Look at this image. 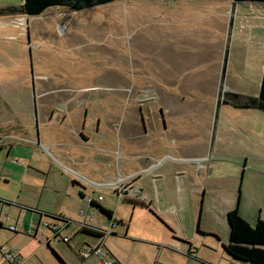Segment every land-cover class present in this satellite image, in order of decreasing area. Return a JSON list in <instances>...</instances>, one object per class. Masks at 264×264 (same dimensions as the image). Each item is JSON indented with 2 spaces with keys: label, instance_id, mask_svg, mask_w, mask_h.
Wrapping results in <instances>:
<instances>
[{
  "label": "rangeland",
  "instance_id": "1",
  "mask_svg": "<svg viewBox=\"0 0 264 264\" xmlns=\"http://www.w3.org/2000/svg\"><path fill=\"white\" fill-rule=\"evenodd\" d=\"M21 3L0 0V6ZM250 13L244 3L233 10L232 0H117L80 11L54 6L33 16H0V201L11 204H0L1 237L9 234L6 226L20 227L22 214L27 223L38 219L31 209L39 197L18 187L20 173L27 172L26 183L40 174L31 167L32 153L66 185L59 163L98 182L135 176L146 194L136 200H150V210L132 208L110 187L87 191L108 199L124 222L114 221L116 232L105 239L110 259L205 264L209 244L228 235L216 217L222 199L234 192L238 200L257 181L264 184L258 178L264 113L218 103L224 91H259L264 54L256 34L244 30ZM63 114L72 121L60 123ZM10 144L16 149L8 151ZM53 197L40 203L56 214ZM97 210L94 217L107 219ZM42 218L39 231L47 232L42 222L51 219ZM74 221L62 234H71ZM15 235L20 246L32 240L21 230ZM82 240L93 242L78 232L70 243L76 248ZM52 245L70 264L80 262L58 238ZM50 248L51 259L57 251ZM1 257L0 264H9Z\"/></svg>",
  "mask_w": 264,
  "mask_h": 264
},
{
  "label": "crops",
  "instance_id": "2",
  "mask_svg": "<svg viewBox=\"0 0 264 264\" xmlns=\"http://www.w3.org/2000/svg\"><path fill=\"white\" fill-rule=\"evenodd\" d=\"M244 4H247V7L251 8V13H250L251 20L247 21V25L244 27V30H247L250 36L251 34L253 35V32L256 34V36L259 38V42L257 43L256 47L258 48V50L263 51V54H264V4H259V3L258 4L244 3ZM232 7L234 10L235 5H233V0H232ZM93 8L94 7L89 8V9H93ZM232 22H233V17H232ZM71 118L72 116H70L69 114H63L61 116L60 123H64L65 121H68V122L72 121ZM48 119H52V117ZM8 147H9L8 151L11 149H16V146H13L12 144H10ZM44 150L45 152H48L47 151L48 146H44ZM28 157H32L31 163L33 162V164L31 167L43 175L41 176L39 174V176L36 177V179L34 178V180H31L29 183L28 182L26 183L24 182V180L27 175V172L25 173L22 172L20 173L18 187L20 191H22L24 188V184H25L26 192L31 193L33 196L39 197L34 207L31 206L33 207L31 209L32 210L31 212L38 215V219L35 217H32V219L27 223L25 221V215L22 214V217L24 218V220L22 218V222L20 223L21 225L19 228L17 227V224L15 225V228H16L15 232L9 231L8 229L12 225H8L6 226L7 228L5 229L9 231V234L5 235L4 237H1L0 235V247L4 246L9 249H12L17 254L18 264H47L48 261L50 260H51L50 264H70L69 259L67 258L65 252L63 250L62 251L58 250L52 245V241L58 238L62 242L66 243L71 250L73 249L75 256H77L80 260V262H78L77 264H103L105 259H110L109 255L111 254L109 251H108L109 253L107 257L90 255L82 259L80 255L81 250L83 248L88 247V246L97 245L99 242V237L101 236V234H99V236H92V235L83 233L81 232V229L83 227H89L91 229H94V228L106 229L110 226L111 221L113 222L121 221V224H124L123 220L121 219L117 220L115 210H113L111 206L108 204V199H105V197L103 198L100 194H97L96 197L91 196V194H89V192L87 191L89 189H90L89 190L90 193H93L95 191L93 190L92 187H90L83 181V179H91V178L83 176L81 172L74 171L71 165H65L64 163L58 164L60 167H63V169L65 170L64 171L66 175L65 178L67 182H69L68 185H66L67 183H63L64 182L63 178H58L56 176H53V177L49 176V173L51 169L53 168L51 164H47L43 161H40L37 157H34L32 153H30ZM80 164L81 163H77L76 166L80 168ZM258 178L264 182V168L262 169L260 173H258ZM91 180L95 181L94 179H91ZM152 182L154 184V187L157 188V183H156L157 181H154L152 179ZM256 184H257V187L255 189H252L250 192L247 191L245 193L244 192L242 193L241 191V193H239L238 200H236V196L234 192L230 193L226 198L222 199V201L220 202L218 206V211L216 212V217L219 219V221L221 220L220 227H222V224H224L225 222L227 223L226 213L229 210L234 209V208L237 209L239 215L244 220H246L250 225H254L258 218L264 220V184H261V182L259 183L258 181ZM140 189H141V196L142 195L146 196L144 190L142 192L141 187ZM53 194H55L56 198L58 197V202H59L58 204L59 207L57 209L56 214H52L48 212L50 210L42 207L41 205L43 204L40 203L41 198L45 199L47 203H50L52 199H54ZM99 196H101L102 198L100 201H97V198ZM87 197H92L93 200H96L93 205L92 204L88 205L86 203ZM142 199L139 201L133 198L124 197V200H126L128 203L129 201L143 202V204H147L148 209L150 210L151 201L150 200L146 201L145 199L143 200ZM1 201H0L1 205L6 204L8 206H11L10 202H7L6 200H1ZM96 205H99L103 209L109 211L111 215L107 216V214L100 211L105 217H107V219L102 220L99 217H96V216L94 217L92 212L95 211L98 214V210H97L98 207ZM70 207L72 208V210H70ZM77 208L79 209L78 215L80 216V218H75L76 217L75 212ZM81 211H84L85 213L84 216L80 215ZM51 215L61 216L67 222L60 220L59 221L60 223H59L57 220L54 221L55 219H53ZM42 217H49L52 222H57L58 224H60L58 233L52 232L50 229H48L45 226L46 222L49 224L51 221L42 222V225L49 232L48 231L44 232L42 230L39 231L40 224L43 219ZM71 219H77V221H74L75 224L73 225V230L71 234H68V235L62 234L61 229L62 231H64L66 228L71 226L70 225ZM100 219L105 222L100 221ZM107 221H108V224H106ZM3 227H4V224L2 220L0 219V230ZM127 227L128 226L126 224V229ZM19 230L26 232L32 238L30 242L25 241L26 245H23V246L18 245V242L15 239L16 238L15 234L19 233ZM206 231L209 233L211 232L213 234L218 233L216 228H208ZM78 232H81L85 238H88L89 240L93 242L92 243L89 242L90 244H87L85 240H82L81 242L76 241L75 242L76 248H73L72 244L70 243V240L73 234L75 235ZM115 232L116 231L113 232L112 230V234H115ZM125 234H127L126 230H125ZM39 235H42L45 237L43 241H41ZM63 238H65L66 240H63ZM218 241H219L218 244L213 243V242L209 244L211 247L209 248L210 253L207 256H204L202 260L204 261L205 264H233L232 258L226 254L223 248V245H225L228 242V235L226 239L218 238ZM103 243L105 245V240L103 241ZM49 246L53 247L55 251H57V252L52 251L54 257L51 259L49 258V256H51L49 253V249L51 250V248ZM190 249H191V245L189 244L188 251H190ZM116 263L119 264L118 261ZM1 264H6V263L2 262Z\"/></svg>",
  "mask_w": 264,
  "mask_h": 264
},
{
  "label": "trees",
  "instance_id": "3",
  "mask_svg": "<svg viewBox=\"0 0 264 264\" xmlns=\"http://www.w3.org/2000/svg\"><path fill=\"white\" fill-rule=\"evenodd\" d=\"M117 0H22L19 5L0 6V16L22 14L25 16L38 15L49 7L59 6L71 11H80L92 7L108 4ZM239 3L264 4V0H233V5ZM229 24H232V16ZM224 61H226V53ZM225 71V63L222 69V77ZM225 92V94H224ZM223 99L218 103L231 104L234 108L255 109L264 113V64L257 95H241L224 91ZM218 105V104H217ZM132 207L140 205L148 208L143 202L129 201ZM92 205L94 203H91ZM102 212L110 216L109 211L96 205ZM55 220L66 221L61 216L51 215ZM228 224V242L223 245L226 254L232 258L233 263L240 264H264V220L258 218L254 225H250L238 213L237 209H231L226 213ZM67 222V221H66ZM121 223V221H118ZM81 232L99 236V233L89 227H83ZM117 262V260L115 259Z\"/></svg>",
  "mask_w": 264,
  "mask_h": 264
},
{
  "label": "built area",
  "instance_id": "4",
  "mask_svg": "<svg viewBox=\"0 0 264 264\" xmlns=\"http://www.w3.org/2000/svg\"><path fill=\"white\" fill-rule=\"evenodd\" d=\"M165 158V157H164ZM164 159L162 158L160 161H163ZM152 167V166H151ZM77 176V175H76ZM83 181L94 188H105V187H110L113 191L116 192L118 196L122 197H128V198H133L137 199L136 197H140L141 195V189L136 186V178L134 175H128L126 177H119L116 181L111 182V183H105V182H98V181H93L91 179H83ZM101 196L97 198V201L101 200ZM96 200H93L92 197H87L86 203L90 205L91 203H94ZM81 216H84L85 213L84 211L80 212ZM45 226L50 229L52 232L58 233L59 226L58 224L52 222L48 224L47 222L45 223ZM115 226L114 222H110V226L106 229H101V228H94L101 236L99 237V242L95 246H88L85 247L81 250V257L82 259L90 256V255H95V256H100V257H107L108 256V250L106 249L103 241L106 239L108 235L112 234V229ZM9 231L15 232L16 228L14 225L10 226ZM63 240H66L63 238ZM0 253L2 255V258L5 262H9L11 264H18V258L17 254L12 250L7 247H0ZM103 264H117L115 260L112 259H105ZM233 264H240L239 262L233 263Z\"/></svg>",
  "mask_w": 264,
  "mask_h": 264
}]
</instances>
